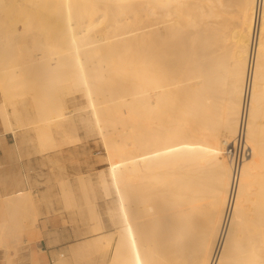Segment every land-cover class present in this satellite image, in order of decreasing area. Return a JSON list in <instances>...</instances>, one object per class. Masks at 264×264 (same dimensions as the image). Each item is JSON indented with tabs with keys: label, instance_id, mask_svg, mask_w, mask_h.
<instances>
[{
	"label": "bare ground",
	"instance_id": "6f19581e",
	"mask_svg": "<svg viewBox=\"0 0 264 264\" xmlns=\"http://www.w3.org/2000/svg\"><path fill=\"white\" fill-rule=\"evenodd\" d=\"M0 122L19 144L57 135L87 156L71 135L97 140L108 167L61 180L74 236L90 238L78 260L264 264V0H0ZM243 125L251 152L237 163ZM14 203L36 201L18 190Z\"/></svg>",
	"mask_w": 264,
	"mask_h": 264
},
{
	"label": "rangeland",
	"instance_id": "374dc122",
	"mask_svg": "<svg viewBox=\"0 0 264 264\" xmlns=\"http://www.w3.org/2000/svg\"><path fill=\"white\" fill-rule=\"evenodd\" d=\"M236 19L237 14L234 10L231 16L227 18V25L235 26ZM54 136V140L48 139L50 146L46 148L41 147L36 132L25 135L20 144L17 143L13 135L0 137V220L1 215L6 214L10 228V235L7 239L9 248L5 247V241L0 234V264H30L29 247L32 242L36 246V251L43 258L47 257L43 264H58L59 260H63L62 254H65L64 259L69 258V264H89V258L84 257L78 260V256L75 257V255L70 254L73 248L83 245L90 238L88 236H74L77 235V231L72 227L73 223L79 220L81 216L74 220L73 211H71L73 206L68 205L67 207L65 205L66 202L62 199L61 180L73 181L74 183L73 179L76 182L80 178L79 174L76 173L80 169L87 167V170L95 174L106 169L108 164L104 161L105 158L98 147L97 140L91 138L85 142L82 131L71 135V137L82 138V143L87 148V156L82 150L69 153L68 150L73 149L74 145L71 147H63L62 145L55 148L52 146L53 143L61 144V139L57 135ZM5 146L8 147L11 154L5 152ZM82 176H87V173L85 172V175ZM95 178H97L96 175L93 176L94 187H99V182ZM84 185L89 187L87 182L80 184V186L76 184L73 187L76 197L81 202H84L81 194ZM48 189L51 190L52 195L51 208L45 200L41 199V196ZM18 190H30L36 204L32 206L30 203L20 205L14 203L7 209L5 204L7 195H13ZM99 195L102 197L101 194ZM34 215H36L38 231L31 230V221ZM65 224L70 231L67 236L62 233ZM47 231L55 233L51 244H48V239L45 237ZM40 248L44 251H41Z\"/></svg>",
	"mask_w": 264,
	"mask_h": 264
},
{
	"label": "built area",
	"instance_id": "2783aa9c",
	"mask_svg": "<svg viewBox=\"0 0 264 264\" xmlns=\"http://www.w3.org/2000/svg\"><path fill=\"white\" fill-rule=\"evenodd\" d=\"M228 151L229 157L233 158L237 163L244 161L250 156L251 151L245 138L244 125L241 127L239 135Z\"/></svg>",
	"mask_w": 264,
	"mask_h": 264
}]
</instances>
